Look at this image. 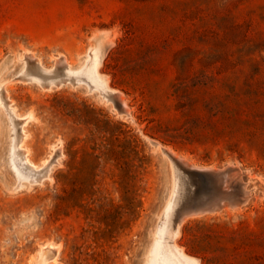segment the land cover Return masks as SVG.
Listing matches in <instances>:
<instances>
[{"label": "rangeland", "instance_id": "rangeland-1", "mask_svg": "<svg viewBox=\"0 0 264 264\" xmlns=\"http://www.w3.org/2000/svg\"><path fill=\"white\" fill-rule=\"evenodd\" d=\"M180 219L197 264H264V0H0V264H176Z\"/></svg>", "mask_w": 264, "mask_h": 264}, {"label": "bare ground", "instance_id": "bare-ground-1", "mask_svg": "<svg viewBox=\"0 0 264 264\" xmlns=\"http://www.w3.org/2000/svg\"><path fill=\"white\" fill-rule=\"evenodd\" d=\"M98 49V48H97ZM96 51V50H95ZM95 51H90L91 52V54H90V58H88L89 60H88V62H87V64H86V70H87V73H88V76H89V78L91 79V80H93L95 83H97V84H100L103 88H104V86H103V82H101L100 81V79H99V77L97 76V74H96V69H95V65H96V61H97V59H98V55H97V53L95 52ZM63 55V54H62ZM61 56V55H60ZM64 56H62V58H63ZM66 60V59H65ZM29 61V60H28ZM34 60H32V62H33ZM63 62H64V60H63ZM67 63L68 62H66L65 61V63H64V65L65 66H67ZM61 64H63L62 62H61ZM37 65V64H36ZM56 65V64H55ZM27 67H28V65H27ZM33 67V66H32ZM57 67H59V66H57ZM26 68V67H25ZM34 68H36L35 66H34ZM31 70H32V68H31ZM60 70H62L63 71V66H62V69H60ZM33 71V70H32ZM68 72H70L69 70H67ZM24 72H25V70H24ZM27 72V71H26ZM42 72V71H41ZM44 72V71H43ZM47 73V72H46ZM57 73V72H56ZM58 73H59V71H58ZM34 75H38V72H34L33 73ZM70 77H72V76H70ZM73 78V77H72ZM71 78V79H72ZM74 79H77V78H74ZM74 79H72V80H74ZM71 80V81H72ZM78 80V79H77ZM76 80V81H77ZM48 83H50V82H48ZM5 89V88H4ZM5 91H6V89H5ZM111 92H112V90H109V89H107V88H105V91H104V95L105 96H107V95H109V94H111ZM117 93V92H116ZM7 96L8 95H6V97L5 96H3V98H4V100L3 101H6V98H7ZM117 96H119V95H117ZM1 98H2V96H1ZM122 99V98H121ZM112 100V99H111ZM122 101V100H121ZM4 103H6V102H4ZM125 103V102H124ZM4 105V104H3ZM6 106V105H5ZM126 106V105H125ZM7 107V106H6ZM128 108V107H127ZM10 112V111H9ZM120 112H122V111H120ZM128 112V111H127ZM125 113V112H124ZM10 114H11V112H10ZM8 117V116H7ZM15 118H17V117H15ZM28 117H24L22 120H21V123L20 122H18L17 120H16V122H18L19 123V127L17 128L18 129V133H17V135H18V143H22V141H23V139H24V131H23V129H22V127H23V124L24 123H26V119H27ZM8 120H9V118H8ZM9 122H11V121H9ZM17 123V124H18ZM11 126V125H10ZM13 126H14V124H13ZM15 130H16V128H15ZM15 134V133H14ZM16 135V136H17ZM14 139V138H13ZM155 143V145H158V142H154ZM160 143V142H159ZM159 145H161V144H159ZM16 146H17V144H16ZM160 147V146H159ZM60 148H61V145H60ZM165 148V147H164ZM169 149V148H168ZM13 151H15L14 153H16V156L15 157H11L12 158V161H13V163H14V165L15 166H17L19 169H17V171L21 174V175H23V176H25L26 178H28V179H32V180H41V177H43V176H46L48 173L44 170V169H42L41 171H38V169H35V168H33V167H31L32 165H30L32 162L29 160V158L27 157V150L22 146V145H20V147H19V150L18 149H16V150H13ZM163 152H165L166 153V151L163 149L162 150ZM169 151H171V150H169ZM13 153V154H14ZM171 153V152H170ZM174 153V152H173ZM60 154H61V150H60ZM168 154V153H167ZM172 154V153H171ZM174 155V154H173ZM59 156V155H58ZM171 156V155H170ZM23 157L25 158V159H23ZM178 157V156H177ZM171 158V157H170ZM181 158V157H180ZM24 160H26L27 161V163H26V161H24ZM172 160V159H171ZM170 160V161H171ZM186 160V159H185ZM184 160V161H185ZM29 162V163H28ZM172 163V162H171ZM176 163V162H175ZM179 164V163H178ZM186 164V163H185ZM193 165V164H192ZM198 165H200V164H198ZM195 166L194 168L195 169H197L198 171H201V172H209L211 175H215V176H218L219 175V172L217 171V170H215V169H211L212 167H213V165H212V167L210 168V167H208V166ZM203 165H205V164H203ZM231 165V164H230ZM232 166H234V165H232ZM46 167V166H45ZM178 166H176V168H177ZM237 167V166H236ZM174 168V167H173ZM184 168V167H183ZM175 169V168H174ZM219 169V168H218ZM224 169V168H223ZM233 169H234V167H233ZM236 169V168H235ZM180 170V169H179ZM182 170V169H181ZM184 170V169H183ZM178 171V170H177ZM221 171V170H220ZM223 171V170H222ZM234 172H235V170H233ZM230 173H231V170L229 171ZM236 172H237V170H236ZM174 173H175V171H174ZM232 174V173H231ZM240 174V173H239ZM178 175V174H177ZM180 175V174H179ZM224 175H226L225 174V171H224ZM181 176V175H180ZM238 176V175H237ZM19 178H21V176L19 177ZM177 178H178V176L175 178L176 180H177ZM217 178V177H216ZM219 178H221V177H219ZM222 178H223V176H222ZM227 178H228V176H227ZM230 178V177H229ZM225 179V178H224ZM231 179V178H230ZM233 179V181H235L234 180V178H232ZM237 179H238V177H237ZM180 181H181V179H179ZM219 181V180H218ZM229 181H231V180H229ZM232 181V182H233ZM222 182V181H221ZM215 183V182H214ZM219 183H220V181H219ZM177 184V183H176ZM222 184V183H221ZM224 184H225V182L223 183V186H224ZM215 185V184H214ZM226 185V184H225ZM230 186H231V184H229ZM228 185V186H229ZM234 185H236V184H234ZM240 185H241V183H240ZM237 189V188H236ZM177 189L175 188L174 189V191H176ZM185 190V189H184ZM227 190V189H226ZM248 190V189H247ZM181 192V191H180ZM179 192V193H180ZM177 193V192H176ZM219 193V192H218ZM241 193V192H240ZM182 194V193H181ZM249 194V193H248ZM225 195V194H224ZM251 195V194H250ZM231 197V196H230ZM233 197V196H232ZM231 197V198H232ZM241 197H242V195H241ZM223 198V197H222ZM205 199V198H204ZM210 199V198H209ZM223 199H225V198H223ZM213 200V199H212ZM211 199H210V201H212ZM222 200V199H221ZM226 200V199H225ZM231 202V201H230ZM231 208V207H230ZM188 210V209H187ZM197 210V209H196ZM196 210H194V211H196ZM174 211V206H173V210H172V212ZM171 212V211H170ZM187 212V211H186ZM170 215H171V213H170ZM169 215V216H170ZM194 215V214H193ZM198 215V214H197ZM173 216V215H172ZM184 216V215H183ZM183 216H182V218H183ZM187 216H192V215H187ZM167 218V217H166ZM170 218V217H169ZM173 218V217H172ZM168 219V218H167ZM174 219V218H173ZM170 220V219H169ZM169 220L167 221V224L165 223V226L164 227H166V225H168V223H170L169 222ZM171 222H172V220H170ZM174 221V220H173ZM180 221H182L181 219L180 220H175L172 224H173V226L171 225V228H172V230H171V232L170 233H166V234H170V241L169 242H167L168 243V248L166 249V251L168 252V255H169V257L173 260V262L174 263H176V264H197L196 263V261H194V260H192V259H190V258H188V257H186V256H184L183 254H182V251L179 249V247L175 244V242H174V238H175V235H176V233H177V231H178V227H179V224H180ZM167 228V227H166ZM164 230V229H163ZM165 230H167V229H165ZM170 230V229H169ZM165 232V231H164ZM168 232V231H167ZM163 234V233H162ZM162 236V235H161ZM160 236V237H161ZM165 236V235H164ZM163 236V237H164ZM168 236V235H167ZM163 237H162V239H163ZM166 237V236H165ZM165 237H164V239H165ZM164 239H163V241H164ZM166 239H168V238H166ZM169 240V239H168ZM168 240H166V241H168ZM158 241V240H157ZM160 241V240H159ZM163 244V248H164V245L166 244V243H162ZM160 245V244H159ZM159 245L157 246V247H159ZM166 246V245H165ZM159 250H161V245H160V248H158ZM54 250V249H53ZM156 251H157V249H156ZM158 253H159V251H157ZM156 252V253H157ZM164 254V253H163ZM160 255H161V252H160ZM160 255H156L157 256V258L159 259V260H161L160 258ZM162 256V255H161ZM167 256V255H166ZM168 257V256H167ZM168 257V258H169ZM45 258V257H44ZM153 258V257H152ZM162 258H163V256H162ZM165 258V257H164ZM164 258L162 259V260H164ZM158 260V262L160 263L161 261H159ZM165 260H166V258H165ZM168 260V259H167ZM170 260V259H169ZM153 262H154V260H153ZM170 262V261H169ZM169 262H165V263H169ZM151 263V262H150ZM155 263H157V262H155ZM158 263V264H159ZM164 263V262H163ZM172 263V262H171ZM161 264V263H160Z\"/></svg>", "mask_w": 264, "mask_h": 264}]
</instances>
